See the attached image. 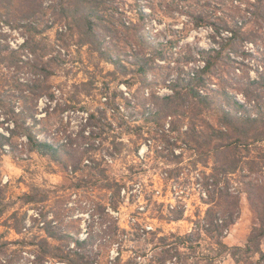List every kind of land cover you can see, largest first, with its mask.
<instances>
[{
  "label": "rangeland",
  "instance_id": "374dc122",
  "mask_svg": "<svg viewBox=\"0 0 264 264\" xmlns=\"http://www.w3.org/2000/svg\"><path fill=\"white\" fill-rule=\"evenodd\" d=\"M41 1L40 14L34 20L42 32L36 38L44 36V42H51L62 23L46 28L47 19H54L56 14L47 6L50 0ZM223 1L229 4L228 0ZM117 5L121 14H116L111 24L119 35L125 33L123 24L131 27L132 32H141L149 44L163 45L164 58L156 57L144 76L133 66L113 75L110 73L113 66L95 51L87 46L78 48L73 44L75 38L69 41L68 51L60 57L63 65L57 67L50 81L54 85L65 80L80 82L93 74L96 82L92 95H81L76 109L52 113L40 124L45 134L61 145L62 160L52 161L35 152L20 153L19 157L9 153L0 156L3 197L11 204L0 217V241H11L1 254L12 257L17 264H36L28 242L45 237L46 230L65 234L62 239L47 238L50 244L59 246L51 253L75 251L90 264H204V256L215 254V244L200 225H206L205 211L212 204L210 196H216L218 188L227 187L229 193L238 197L233 223L222 227L221 239L225 244L243 246L255 222L239 173L220 178L218 186L212 184V159H205L207 163L196 161L197 156L182 135L178 137L167 131L171 125L169 116L161 119L160 126L144 119L147 115L144 108L153 106L154 95L170 94L172 79L203 66L202 49L218 48L211 39L212 30L207 26L192 28L174 0H118ZM22 9L20 6L14 18H18ZM139 9L146 13L141 19ZM173 13L174 16L169 15ZM6 24L2 21L1 27L7 30L10 46L16 48L28 33L24 27L10 29ZM115 39L109 42L111 52L131 60L130 48ZM130 42L136 50L147 54L153 50L152 46H140L133 39ZM24 72L22 69L18 75H25ZM213 72L210 87L225 88L244 102L251 114L263 111L264 86L260 80H264V32H256L249 40H239L226 47ZM252 81L256 82L251 84ZM108 96L114 97L113 103L106 100ZM39 104L43 106V100ZM89 113H94L98 121L110 122L113 129L102 131L96 126L97 120L89 118ZM186 124L187 121L181 129H186ZM163 132H167L170 145L161 139ZM117 137L124 143L122 146L116 144ZM163 147L167 150L158 155L157 151ZM168 148L173 154L169 155ZM174 154L181 155L179 161ZM78 160L82 176L80 171L72 172ZM104 177L122 184L116 195L101 187ZM173 183L185 187V198H176ZM31 186L45 189L46 199L23 204L18 196ZM13 211L20 217L24 215L19 233L3 225ZM171 234H190L197 247L195 250L187 245L175 247ZM260 248L264 252V237ZM166 249L170 256H164ZM258 257L255 253L249 260L257 261ZM218 262L238 264L228 253H221ZM43 264L71 263L48 257Z\"/></svg>",
  "mask_w": 264,
  "mask_h": 264
},
{
  "label": "trees",
  "instance_id": "16d2710c",
  "mask_svg": "<svg viewBox=\"0 0 264 264\" xmlns=\"http://www.w3.org/2000/svg\"><path fill=\"white\" fill-rule=\"evenodd\" d=\"M117 2L118 0H50L47 6L55 10L52 14L56 16L54 19H47L45 26L49 28L55 23L62 24L58 26L56 38L51 42H44V36L36 38L42 30L34 20L35 16L40 14L41 0H0V156L9 153L19 157L20 153L35 152L52 161L62 160L61 145L48 137L40 124L52 113L76 109L77 104L81 102L80 96H91L96 82L93 74L80 82L65 80L54 85L50 81L57 67L63 65L64 61L60 57L62 52L65 54V51H68L69 41L73 38L75 46H87L109 62L113 66L110 72L113 75H116L118 70L126 72L128 66H133L136 72L144 76L156 57L164 58L162 44H149L141 32H132L131 27L123 24L125 33L119 35L118 29L111 24L118 16L116 14H121ZM174 2L183 9L182 14L186 16L192 28L207 26L212 30L211 39L218 44V48L202 49L201 54H205L202 55L203 66L193 69L190 74H178L172 79L169 84L170 94L154 95L153 106L144 108L147 110L144 119L160 126L161 119L169 116L171 125L167 131L175 133L176 136L182 135L188 148L197 156L196 161L207 163L205 159H212V184L218 186L220 178L236 172L241 176L246 198L255 217L251 232L243 246H228L222 241V227L233 223V208L238 204V197L229 193L227 187L218 188V194L210 196L212 204L205 211L206 225H200L215 244V254L204 256V264H219L218 256L221 253H228L238 264H262L264 252L260 248V242L264 237V110L251 114L244 102L231 96L225 88L210 87V83L215 75L213 70L226 47L239 40H249V36H254L256 32H264V0H228L229 4L223 0ZM20 6H23V9L20 10L18 18H14ZM138 15L141 19L146 13L139 9ZM169 15L174 16V13ZM21 20L24 22L18 23ZM2 21L7 23L10 29L24 27L27 31L28 34L19 45L16 44V48L11 47L7 41V30L1 27ZM130 23L133 25V22ZM217 38L219 40H216ZM111 39H115V42L118 40L130 48L131 60L111 52ZM131 39L140 46H152L150 48L153 50L148 54L136 50L130 42ZM22 69L25 75L19 76L18 71ZM260 81L264 86V80ZM255 82L252 81L251 84ZM42 100L44 105L40 106ZM106 100L113 103L114 97L108 96ZM88 115L90 119H96L94 113ZM96 120V126L102 131L104 128L113 129L110 122ZM185 121L186 129H181ZM166 133L161 134V139L167 143ZM116 144L122 146L124 143L119 138ZM170 149L168 148L169 155L173 154ZM163 150H167V147L157 151L158 155H163ZM180 154L172 156L179 161ZM79 161L74 165L72 172L77 174L80 171L79 175L82 176ZM101 183V187L112 190L114 195L122 185L115 179L109 180L105 177ZM2 187L0 182V217L7 211L8 205H11L4 201ZM212 191L215 193V189ZM18 197L23 204L40 202L46 199V190L31 186ZM113 207L116 208V205ZM23 216L20 217L17 211H13L4 219L3 225L19 233ZM46 231L48 232H45V237H40L36 242H28L33 248L31 252L36 264H43L48 257L56 258L59 262L90 264L75 251L51 253L52 250H58L59 246L50 244L47 238L62 239L65 234L63 231ZM171 236L174 237L172 243L175 247L187 245L190 250L197 247L193 244L195 239L190 234ZM160 239L163 240L164 236ZM74 240L77 244H82V241ZM10 243L8 240L0 241V264H17L12 257L1 254L3 248ZM255 253L259 254L258 260L250 261V256ZM170 255L169 249L164 250V256ZM117 259L119 260V257Z\"/></svg>",
  "mask_w": 264,
  "mask_h": 264
},
{
  "label": "built area",
  "instance_id": "2783aa9c",
  "mask_svg": "<svg viewBox=\"0 0 264 264\" xmlns=\"http://www.w3.org/2000/svg\"><path fill=\"white\" fill-rule=\"evenodd\" d=\"M172 185H173V189H174L173 191H174L176 198H178V199L185 198V196H184L185 187H182V185H180L179 183H177V184L173 183ZM170 193L172 194V192H170ZM202 194H203V196H205V192H203ZM170 207H171V205H170ZM149 229H151V226H149Z\"/></svg>",
  "mask_w": 264,
  "mask_h": 264
}]
</instances>
